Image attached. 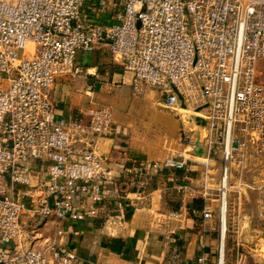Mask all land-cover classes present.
I'll list each match as a JSON object with an SVG mask.
<instances>
[{
  "label": "built area",
  "instance_id": "1",
  "mask_svg": "<svg viewBox=\"0 0 264 264\" xmlns=\"http://www.w3.org/2000/svg\"><path fill=\"white\" fill-rule=\"evenodd\" d=\"M95 1L0 0V264H75L63 225L47 236L41 227L84 219L104 199L105 157L90 138L112 130L110 106L67 120L56 118L51 99L57 77L88 74L81 51L119 54L135 93L155 88L161 106L191 112L179 137L192 156L162 164H202V196L213 198L217 185L222 227L232 171L243 182L264 155V0ZM201 212L210 217L212 209ZM224 231L216 264H227Z\"/></svg>",
  "mask_w": 264,
  "mask_h": 264
},
{
  "label": "crops",
  "instance_id": "2",
  "mask_svg": "<svg viewBox=\"0 0 264 264\" xmlns=\"http://www.w3.org/2000/svg\"><path fill=\"white\" fill-rule=\"evenodd\" d=\"M77 58L88 74L57 77L51 99L56 118L67 120L85 119L91 108L109 104L112 130L90 138L92 149L105 157L100 168L104 199L96 213L81 220H49L41 227L42 233L50 235L62 224V239L76 254L75 264L214 263L219 231L213 224V210L204 218L201 209L190 205L194 198L190 194L174 208L168 203L178 169L163 165L162 160L173 153L150 141L174 137L178 120L157 107L160 92L148 87L142 97L133 100L116 93L119 88L131 87L132 72L121 66L119 54L103 47L79 52ZM40 170L41 165L35 163L33 182ZM238 183L235 205L226 212L231 219L236 217L227 264H264L260 249L264 236L247 227L254 216L264 212V192L259 188L264 184ZM85 204L91 205V201ZM206 204L212 209L211 203ZM222 228L225 230V225ZM112 238L124 241L120 251L110 247Z\"/></svg>",
  "mask_w": 264,
  "mask_h": 264
},
{
  "label": "rangeland",
  "instance_id": "3",
  "mask_svg": "<svg viewBox=\"0 0 264 264\" xmlns=\"http://www.w3.org/2000/svg\"><path fill=\"white\" fill-rule=\"evenodd\" d=\"M92 3L95 4L96 1L92 0ZM32 52H33V43L27 42V44L25 46L24 55L30 56L32 54ZM81 52H84V51H81ZM121 66H123V65H121ZM116 93H118L119 95H123L124 97H126V99H129V100H133V99H136L138 97H142L145 94L144 91L142 93H135L133 91L132 86L128 89H127V87L119 88V89H117ZM158 93L159 92L157 91V96H158ZM157 107L163 113H168L178 120V129H177V134L174 137L162 136L159 138H154L150 142L155 143L157 146H160L163 149L172 152L173 153L172 155L176 156L177 159H181L183 157L182 155L192 156L189 154V153H191V150H189L188 147L185 144H183L182 140H180V137H179V129H180V126L182 124V121L184 120V122L186 124H192V122L189 123V122L185 121L187 119L188 120L190 119L191 112L185 111L182 109H180L179 111H175V110H171L169 108H165L163 106H160L158 104H157ZM194 127H196V126H194ZM196 132L198 133V131H196ZM213 166L217 167L218 163H216ZM176 168L178 169L177 173H176L177 180H175V182H174L175 186L172 187V194H173L172 196L169 194V192L171 190L170 189L168 190V194H169L168 196H169V198L171 197V199L169 200L168 203L169 204L171 203L173 208L175 207V205L177 203H180L179 205H181L183 201L185 202V200L183 198L186 197V194L193 195L194 198H201L202 205L199 209H202V207L206 201L211 203L213 215H214V217H213L214 223L213 224H217V228L219 231V234L217 235L218 236V246H219V243L221 241L220 240V230L222 229V226L220 225V216H219V203L220 202L217 199L213 200V199H209V198H204L202 196V189H203V182H202L203 181V178H202L203 177V166H202V164H199L197 162L190 161L189 159H187L186 163L183 164V166H177ZM242 179L244 181L250 182L251 184L256 183V182H261L264 184V155L259 157L258 160H255V162L252 163L251 168L246 170L243 173ZM237 184H239L237 181V173L235 172V170H233L231 183L229 185H227V188H228L227 197H226V201H227L226 212L227 213H228L229 208L232 209L235 205L233 197L235 194L238 193V190H239V186ZM245 188H249V187L245 186ZM259 188L262 189V191L264 192V185L259 186ZM211 190L213 193L212 194L213 198L217 197V191H218L217 185L213 184ZM194 207H196V206H194ZM227 213L225 216V231H224V238H223L226 263H227V253H229V252L232 253V251H233L232 249L228 248V246L230 245L231 240H232L231 229L236 225V223L234 224V221L236 222V217H235V220H233L228 216ZM247 227L248 228L253 227L255 229H258V236H260V237L264 236V212L258 216H254L252 218L251 222L249 224H247ZM260 245L262 246L260 249L264 253V249H263L264 243H263L262 239H260ZM216 251H217L216 252V254H217L218 250H216ZM260 256H262V255L260 254ZM263 258H264V255H263ZM211 264H216V262L211 263Z\"/></svg>",
  "mask_w": 264,
  "mask_h": 264
},
{
  "label": "trees",
  "instance_id": "4",
  "mask_svg": "<svg viewBox=\"0 0 264 264\" xmlns=\"http://www.w3.org/2000/svg\"><path fill=\"white\" fill-rule=\"evenodd\" d=\"M201 198H193L191 206H196L197 208H200L202 205ZM112 242L110 243V247L116 251H120L122 248L124 241L121 238H112Z\"/></svg>",
  "mask_w": 264,
  "mask_h": 264
},
{
  "label": "water",
  "instance_id": "5",
  "mask_svg": "<svg viewBox=\"0 0 264 264\" xmlns=\"http://www.w3.org/2000/svg\"><path fill=\"white\" fill-rule=\"evenodd\" d=\"M196 120L198 123L204 124V119L202 117L196 116ZM197 136H198V141H197L196 146H195V151L197 154H201L202 153L201 143L203 141V139H202L203 133L198 132Z\"/></svg>",
  "mask_w": 264,
  "mask_h": 264
},
{
  "label": "bare ground",
  "instance_id": "6",
  "mask_svg": "<svg viewBox=\"0 0 264 264\" xmlns=\"http://www.w3.org/2000/svg\"><path fill=\"white\" fill-rule=\"evenodd\" d=\"M201 157V156H200ZM221 244H222V242H221ZM221 259V258H220ZM220 262V261H219Z\"/></svg>",
  "mask_w": 264,
  "mask_h": 264
}]
</instances>
